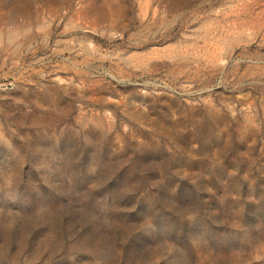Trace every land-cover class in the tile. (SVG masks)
Segmentation results:
<instances>
[{
	"label": "rangeland",
	"instance_id": "obj_1",
	"mask_svg": "<svg viewBox=\"0 0 264 264\" xmlns=\"http://www.w3.org/2000/svg\"><path fill=\"white\" fill-rule=\"evenodd\" d=\"M0 264H264V0H0Z\"/></svg>",
	"mask_w": 264,
	"mask_h": 264
}]
</instances>
